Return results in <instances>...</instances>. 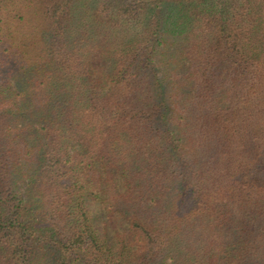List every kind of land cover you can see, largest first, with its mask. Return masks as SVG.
Instances as JSON below:
<instances>
[{
  "label": "trees",
  "instance_id": "trees-1",
  "mask_svg": "<svg viewBox=\"0 0 264 264\" xmlns=\"http://www.w3.org/2000/svg\"><path fill=\"white\" fill-rule=\"evenodd\" d=\"M0 264H264V0H0Z\"/></svg>",
  "mask_w": 264,
  "mask_h": 264
}]
</instances>
